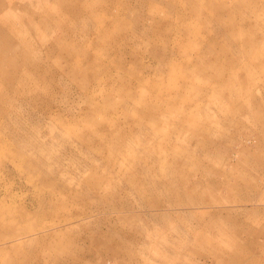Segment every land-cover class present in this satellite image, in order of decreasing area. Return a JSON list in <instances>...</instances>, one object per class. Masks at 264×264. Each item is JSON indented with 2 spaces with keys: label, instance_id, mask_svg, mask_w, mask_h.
<instances>
[{
  "label": "rangeland",
  "instance_id": "rangeland-1",
  "mask_svg": "<svg viewBox=\"0 0 264 264\" xmlns=\"http://www.w3.org/2000/svg\"><path fill=\"white\" fill-rule=\"evenodd\" d=\"M0 264H264V0H0Z\"/></svg>",
  "mask_w": 264,
  "mask_h": 264
},
{
  "label": "bare ground",
  "instance_id": "bare-ground-1",
  "mask_svg": "<svg viewBox=\"0 0 264 264\" xmlns=\"http://www.w3.org/2000/svg\"><path fill=\"white\" fill-rule=\"evenodd\" d=\"M44 65V64H43Z\"/></svg>",
  "mask_w": 264,
  "mask_h": 264
}]
</instances>
